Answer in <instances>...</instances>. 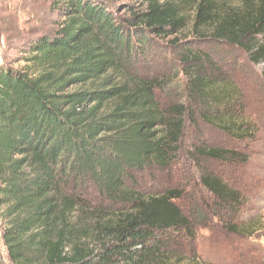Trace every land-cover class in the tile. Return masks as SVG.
I'll return each instance as SVG.
<instances>
[{
	"label": "trees",
	"instance_id": "1",
	"mask_svg": "<svg viewBox=\"0 0 264 264\" xmlns=\"http://www.w3.org/2000/svg\"><path fill=\"white\" fill-rule=\"evenodd\" d=\"M121 1L120 14L112 0H51L55 32L27 46L24 68H0V210L13 264H174L161 236L195 225L182 194L138 183L171 167L189 111L165 107V82L143 71L159 43L180 51L202 121L237 142L253 138L241 93L197 67L195 45L223 43L264 66V0ZM196 153L247 162L222 147ZM201 185L224 207L239 201L216 176ZM87 187L107 205L89 202Z\"/></svg>",
	"mask_w": 264,
	"mask_h": 264
},
{
	"label": "rangeland",
	"instance_id": "2",
	"mask_svg": "<svg viewBox=\"0 0 264 264\" xmlns=\"http://www.w3.org/2000/svg\"><path fill=\"white\" fill-rule=\"evenodd\" d=\"M112 2L121 14L123 1ZM58 21L51 0H0V68H24L27 46L51 36ZM156 48L155 61L144 65L143 71L165 82V88L158 92L165 107L183 105L189 111L184 116L181 147L171 167L138 175L139 189L153 195L177 190L182 194L178 204L195 224L193 234L169 233L161 240L175 254L174 264H264V66H254L243 52L223 43L195 45L202 53V63L197 67L212 78L226 80L243 97L244 114L254 127L253 138L242 143L202 121L190 100L188 67L183 65L180 51L167 42ZM202 144L238 150L247 162L232 164L200 157L196 148ZM207 174L237 191L238 203L224 207L205 190L201 177ZM82 192L89 202L107 205L95 188ZM2 225L0 210V264H13L2 239Z\"/></svg>",
	"mask_w": 264,
	"mask_h": 264
}]
</instances>
